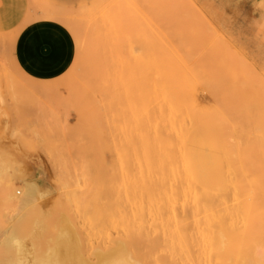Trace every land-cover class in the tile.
<instances>
[{
	"label": "rangeland",
	"instance_id": "374dc122",
	"mask_svg": "<svg viewBox=\"0 0 264 264\" xmlns=\"http://www.w3.org/2000/svg\"><path fill=\"white\" fill-rule=\"evenodd\" d=\"M31 32L41 57L19 46ZM13 34L0 43V264L113 249L105 211L147 181L152 122L176 145L182 118L211 114L216 148L249 169L239 178L264 183V0H29Z\"/></svg>",
	"mask_w": 264,
	"mask_h": 264
},
{
	"label": "bare ground",
	"instance_id": "6f19581e",
	"mask_svg": "<svg viewBox=\"0 0 264 264\" xmlns=\"http://www.w3.org/2000/svg\"><path fill=\"white\" fill-rule=\"evenodd\" d=\"M14 39L10 32L0 43ZM200 114L193 120L182 118L176 145L167 142L155 122L150 123L147 181L133 182L128 207L115 208L114 213L105 211V219L119 225L114 248L99 251L94 263L81 257L76 244L70 245L67 250L72 264H164L182 263L184 258L187 262L264 264L260 236L264 183L258 173L251 174L253 179L239 178L247 177L249 169L236 164L241 159L233 157L235 152L216 148L211 114ZM4 188L0 178V200ZM37 188L38 183L31 182L23 197ZM15 191L16 197L22 192ZM185 244L194 245L197 251L184 253Z\"/></svg>",
	"mask_w": 264,
	"mask_h": 264
},
{
	"label": "crops",
	"instance_id": "0c3cea01",
	"mask_svg": "<svg viewBox=\"0 0 264 264\" xmlns=\"http://www.w3.org/2000/svg\"><path fill=\"white\" fill-rule=\"evenodd\" d=\"M58 2H72L76 0H55ZM29 11V0H0V34H8L22 26ZM43 41L37 34L29 33L19 39L21 48L32 49L36 56H42L39 45ZM39 48V49H38ZM37 52L39 54H37Z\"/></svg>",
	"mask_w": 264,
	"mask_h": 264
}]
</instances>
